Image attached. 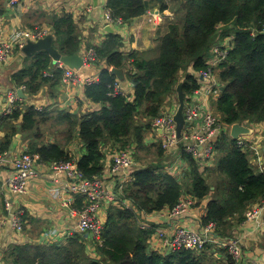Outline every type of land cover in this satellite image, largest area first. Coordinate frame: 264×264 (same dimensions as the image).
I'll use <instances>...</instances> for the list:
<instances>
[{"label":"trees","instance_id":"trees-1","mask_svg":"<svg viewBox=\"0 0 264 264\" xmlns=\"http://www.w3.org/2000/svg\"><path fill=\"white\" fill-rule=\"evenodd\" d=\"M155 5L162 12L172 7L178 16L160 32L157 51L127 53L123 51V37L108 32L105 40L94 47L99 78L85 86L86 97L101 104L100 109L79 118L63 114L70 135L79 125V140L85 152L75 160L85 179L102 177L109 154L148 146L146 134L165 102L177 93L180 82H184L186 95L199 87L195 72L209 67L207 61L220 42L231 46L227 56L215 66L221 83L212 100L216 115L229 126L264 123V0H107L105 8L113 17L129 23ZM77 21L70 13L50 20L54 45L62 54L72 55L82 48ZM52 62L45 51L28 56L25 65L11 76L14 86H25L29 93L36 94L51 81L59 83L64 69L50 72ZM112 67L124 69L132 93H114L118 78L111 72ZM47 72L53 75H46ZM182 72L184 79L180 78ZM49 118L50 112L20 102L11 113L0 114V132H4L0 154L9 151L16 134L22 133L30 141L26 152L39 154L43 163L74 159L65 145L42 141V124ZM215 145L219 156L209 176L205 174V162L187 152L184 144L181 154L188 169L183 180L162 171L160 160L134 166V179L123 188L122 195L131 206L110 204L100 242L75 231L63 244H12L0 264H213L205 251L182 248L162 252L152 247L155 227L142 228L139 220L142 212L171 211L187 196L198 205L210 198L203 226L213 222L218 235L230 236L235 225L247 219L248 209L264 199V171L254 166L252 153L228 133L222 132ZM157 149L160 156L168 152L161 142ZM223 251L227 256L223 264H234Z\"/></svg>","mask_w":264,"mask_h":264},{"label":"crops","instance_id":"crops-1","mask_svg":"<svg viewBox=\"0 0 264 264\" xmlns=\"http://www.w3.org/2000/svg\"><path fill=\"white\" fill-rule=\"evenodd\" d=\"M107 0H99V5L95 6L93 0H21L18 5L11 6L10 0H0V43L12 39L14 33L20 30L32 29L35 27H47L52 31V20L55 16H62L65 13L72 14L78 19L82 35V48L79 52L83 53L88 48H94L100 45L105 40L108 24L105 22V5ZM91 7V9H89ZM178 16L176 11L170 7L162 12L155 5L145 14L136 17L129 23L110 25L115 32L123 37V51L130 53L140 51L145 53L156 52L160 40V32L164 30L165 25L169 21L176 20ZM21 48H17L13 57L4 63H0V112L7 107V96L11 89H17L11 79L12 74L22 68L27 62ZM105 66V62H101ZM60 67L57 62H52L50 72H56ZM192 73L193 67L189 68ZM100 68L95 65L85 67L80 71L82 83H70L64 80V77L59 83L54 81L42 86L36 93L31 94L26 90L27 98H21L20 103L30 105L45 112H50L51 119L55 121L54 125H49L55 128L54 131H45L42 141L61 143L66 146L74 159L81 157L85 148L79 140V125L74 129L72 135H68V131H64L69 123L63 114L70 113L74 117L99 110L101 104L95 103L88 99L85 95V86L87 81L94 82L99 78ZM182 74V73H181ZM122 89L127 92H133L131 82H122ZM170 100V99H169ZM174 103L165 102V109L172 110ZM65 123V124H63ZM252 128V133L244 135L241 138L249 143L256 144V149L262 153H252V163L257 169H264V123L246 122ZM19 125V123H16ZM152 126V125H151ZM64 127L62 131L58 128ZM149 134V135H148ZM161 131L154 130L152 127L147 132L145 142L150 144L161 141ZM230 135V133H229ZM4 136V132H0V139ZM231 137V135H230ZM66 138L65 140H63ZM69 138V140H68ZM219 137L213 138L215 144ZM232 138V137H231ZM60 140V141H59ZM32 141V140H31ZM29 140L24 137V134H16L9 151H7V163H0V261L3 253L12 244H52L54 242L63 244L69 237L75 233L78 219L70 214V211L61 207L58 201L52 196V191L57 187H67L69 193L75 198L76 204H82V197L71 193L70 181L66 173L53 170L49 164L42 165L39 176L34 180L29 181L27 191L23 194H12L6 181L14 169L13 161L16 157L29 150ZM215 150V149H214ZM176 149L165 153L166 156H172L165 167L172 166L174 174L178 175L180 180H183L186 174L187 164L184 159L175 153ZM113 156L108 157L105 161V169L102 173V178L105 183L117 195L120 190L133 181L134 168L123 169L119 173H113L111 166ZM207 165H205V168ZM124 185L123 188L121 186ZM127 187V186H126ZM214 189V187L212 188ZM11 197L16 207L25 209V228L23 233H18L13 227L11 216L6 208V199ZM129 200V199H128ZM210 198L197 204L191 211L186 214L171 216L169 209L161 212L140 214V223L144 225L154 226L166 230L168 233H173L178 228L189 227L195 230L204 228L203 216L206 214V205ZM130 201V200H129ZM81 203V204H80ZM129 205L131 203L128 202ZM109 203L101 205L99 216L106 219ZM141 221V222H140ZM258 219L245 220L239 225H235L230 236L225 238H240L242 246V258L240 264H248L249 262L264 263V236L259 226ZM154 228V229H155ZM56 230L57 234L52 235ZM151 246L161 247V241L157 236V232L151 237ZM205 250L209 258V263L219 264L226 262V254L223 249H215L210 246Z\"/></svg>","mask_w":264,"mask_h":264},{"label":"built area","instance_id":"built-area-1","mask_svg":"<svg viewBox=\"0 0 264 264\" xmlns=\"http://www.w3.org/2000/svg\"><path fill=\"white\" fill-rule=\"evenodd\" d=\"M21 0H10V5L15 6ZM91 9V7L89 8ZM105 22L108 25L124 24L121 18H115L110 11L105 8ZM51 29L47 27H35L27 30H20L14 33L11 40L0 43V63L9 61L17 48H22L29 40L37 41L51 33ZM229 41V40H228ZM227 41V42H228ZM229 46V45H228ZM226 41L217 43L213 48V55L207 61L209 67L195 72V76L199 81V87L186 95L185 115L188 121L186 124L183 137L179 139L176 135V122L174 115L176 109L162 111L160 116L153 120L152 127L154 130H160L161 144L166 151L176 149L182 157L181 147L184 144L185 150L193 153L202 163L205 160L212 158L214 152L213 140L214 135H219L222 132L229 131L231 125H225L216 115L212 100L218 95L221 83L215 73V66L227 56L228 50ZM230 48V46H229ZM227 50V52L225 51ZM85 66L95 65L98 62V56L95 48H88L82 53ZM60 68L64 69V80L70 83H82L83 79L80 76V71L70 69L64 64L59 63ZM46 75H53L47 72ZM89 82V81H87ZM122 82L118 80L114 85L115 92H123ZM26 92V87H20ZM18 89H11L7 96V107L0 114L11 113L17 106V102L21 97L18 94ZM243 124L247 125L246 122ZM249 126V125H247ZM250 127V126H249ZM244 136V135H243ZM242 137V136H241ZM237 139L241 147L247 148L248 141L242 138ZM256 144L250 143V147L254 148L257 153ZM113 156L111 171L119 173L123 169L134 168L135 157L134 152L130 149L117 151ZM7 152L0 154V163H7ZM14 169L7 178L6 184L10 188L12 194L20 195L27 191L28 183L39 176L41 166L46 165L40 160L37 153L24 152L16 157L13 161ZM50 167L57 172L67 174L70 183L71 193L82 197V204L77 206L75 198L69 193L67 187H57L52 191V197L59 202L61 207L70 211V214L77 217L78 223L76 231L88 233L92 238L100 242L101 232L104 228L106 219L99 216V211L103 203L116 204L122 203L127 207L131 205L128 199H122L123 189L119 194H115L112 189L105 185L103 178L94 176L88 179L83 177L76 160L60 161L49 164ZM172 172L174 168L169 166L166 168ZM264 171V169L262 170ZM174 172V171H173ZM172 172V173H173ZM174 174V173H173ZM124 185L121 186L123 188ZM197 201L191 196L182 198L178 204L170 211L171 216L183 215L196 207ZM6 208L10 213L13 227L18 233H23L25 228V209L16 207L11 197L6 199ZM247 220L258 219L259 226L264 236V199L246 212ZM140 223L142 228L148 229L151 226ZM216 224L211 222L200 231L183 227L178 228L173 233H168L166 230L155 228L157 236L161 241L162 252H177L182 248L193 249L198 252H203L210 246L215 249H225L234 260V264H240L242 258V246L240 238H225L216 232ZM75 232V231H74ZM54 230L52 235H56ZM55 243V242H54ZM157 248V247H155ZM158 249V248H157ZM248 264H264L262 262H249Z\"/></svg>","mask_w":264,"mask_h":264},{"label":"water","instance_id":"water-1","mask_svg":"<svg viewBox=\"0 0 264 264\" xmlns=\"http://www.w3.org/2000/svg\"><path fill=\"white\" fill-rule=\"evenodd\" d=\"M95 6L99 5V0H93ZM109 32L114 33L115 30L108 25L106 28ZM264 34V31H263ZM55 35L54 33H49L45 37L38 39L37 41L29 40L22 48V52L27 55L31 56L37 52L45 51L47 52L54 62L62 63L66 67L75 70H83L86 66L84 63V59L81 52L74 53L72 55H65L62 54L59 49L54 45ZM111 72L117 76L118 80L121 82L126 81V74L124 69L118 67H112ZM184 82H180L177 85V97H178V107L174 115V120L176 122V135L179 139L183 137V132L185 129L186 124L188 121L185 115L186 109V93L184 91ZM18 94L21 98H27V94L23 91V89H18ZM252 128L243 124V123H234L231 125L230 135L233 139H239L243 135L251 134ZM89 236L88 233L85 234Z\"/></svg>","mask_w":264,"mask_h":264},{"label":"rangeland","instance_id":"rangeland-1","mask_svg":"<svg viewBox=\"0 0 264 264\" xmlns=\"http://www.w3.org/2000/svg\"><path fill=\"white\" fill-rule=\"evenodd\" d=\"M229 46H231V43H229ZM229 46L227 47L228 51H229ZM227 50H225V51L227 52ZM184 75L185 74L182 72V74H180V78L184 79ZM168 102H169V104L174 103V110L175 109L177 110V107H178L177 93H174L172 95V98H170V100H168ZM53 120L54 119H51V116H50L49 120L42 124V131H43L44 134H45V131H50L51 132V131L55 130V128L49 127V125H54L55 124V121H53ZM63 124H65V123H63ZM63 129H64V127H60V128H58V131H62ZM68 130H69V126L66 127L64 131H68ZM226 133H228V135H229V131H226ZM68 135H69V133L67 134L66 137H68ZM215 137H220V134L213 136V138H215ZM229 137H230V135H229ZM65 139L66 138H64L63 140H65ZM147 145L148 146L143 148V149H135V150L133 149L132 150V152H134V157H135V167H139V166L146 165V164H149V163H154V162H157L158 160H160L161 162H163V165H164V168L162 169V171L169 172V170L166 169L167 166L165 167L166 163H169V161H165V160L172 159V156H166V155L160 156V155H158V149H157L158 143L157 142H155L154 144H150L149 141H148ZM244 149H248L250 151L251 150L250 143L248 144L247 148H244ZM252 151H253V154H257V151L255 149L252 150ZM259 153L261 154L262 151H259ZM218 156H219V153L215 149L214 152H213L212 158L204 161L205 164L207 165V167L205 168V171H206V169H208V172H206L205 174L208 173L207 174L208 176H209V172H211V170H212L211 168L214 166V163L217 161V157ZM187 169H188V166H187ZM187 169H185V170H187ZM173 175L179 177L176 174H173ZM209 248H211V247H209Z\"/></svg>","mask_w":264,"mask_h":264}]
</instances>
